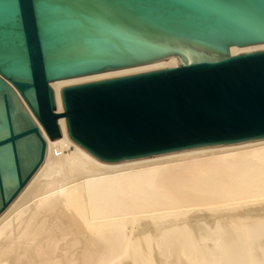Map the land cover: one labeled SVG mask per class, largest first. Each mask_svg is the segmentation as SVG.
<instances>
[{
	"label": "water",
	"instance_id": "water-1",
	"mask_svg": "<svg viewBox=\"0 0 264 264\" xmlns=\"http://www.w3.org/2000/svg\"><path fill=\"white\" fill-rule=\"evenodd\" d=\"M262 42L264 0H0V214L43 162V130L62 136L60 116L105 163L264 139V49L230 54ZM172 56L60 85L57 111L54 80Z\"/></svg>",
	"mask_w": 264,
	"mask_h": 264
},
{
	"label": "bare ground",
	"instance_id": "bare-ground-1",
	"mask_svg": "<svg viewBox=\"0 0 264 264\" xmlns=\"http://www.w3.org/2000/svg\"><path fill=\"white\" fill-rule=\"evenodd\" d=\"M166 65L177 56L54 80L57 111L60 85ZM65 118L61 137L43 130V162L0 214V264H264V139L105 163Z\"/></svg>",
	"mask_w": 264,
	"mask_h": 264
}]
</instances>
